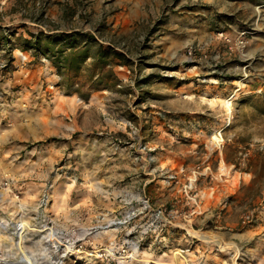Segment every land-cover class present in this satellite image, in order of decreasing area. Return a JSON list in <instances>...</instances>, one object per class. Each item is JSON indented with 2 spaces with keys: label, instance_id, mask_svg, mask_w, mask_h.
Returning a JSON list of instances; mask_svg holds the SVG:
<instances>
[{
  "label": "rangeland",
  "instance_id": "374dc122",
  "mask_svg": "<svg viewBox=\"0 0 264 264\" xmlns=\"http://www.w3.org/2000/svg\"><path fill=\"white\" fill-rule=\"evenodd\" d=\"M60 30L128 62L97 89L89 60L62 76L19 47ZM0 158L32 175L0 171V264H264V0H0ZM43 224L78 250L46 254Z\"/></svg>",
  "mask_w": 264,
  "mask_h": 264
},
{
  "label": "trees",
  "instance_id": "16d2710c",
  "mask_svg": "<svg viewBox=\"0 0 264 264\" xmlns=\"http://www.w3.org/2000/svg\"><path fill=\"white\" fill-rule=\"evenodd\" d=\"M5 40L8 41L7 38ZM20 41L19 47L22 51H29L34 57L42 56L47 59L62 76L70 72L71 74L80 72L81 65L89 60L91 67L89 78L96 76L92 88L97 89L99 85L104 84L103 79L109 77L105 75V69L115 58L124 59V63L128 62V59L113 46L99 42L93 34L85 31H37L35 34H29L28 39ZM66 85L70 90L71 84L66 82ZM89 94L87 92L79 96L86 99Z\"/></svg>",
  "mask_w": 264,
  "mask_h": 264
},
{
  "label": "built area",
  "instance_id": "2783aa9c",
  "mask_svg": "<svg viewBox=\"0 0 264 264\" xmlns=\"http://www.w3.org/2000/svg\"><path fill=\"white\" fill-rule=\"evenodd\" d=\"M144 204H146V211L150 210V205H149V200L146 198ZM127 216L124 217H114L110 220H107L102 223V226H100L103 229H113L117 233H126V231L131 230V229H137L136 225H132L131 222L134 217L138 216L141 214V211L137 210H131L128 212ZM146 222V220L144 221ZM28 226L23 222V221H18L15 223V231L18 234V238L23 236L25 228ZM43 230H47L46 235L43 236L42 239V248L46 254H54L59 258V256H66L67 253L70 251V249L75 248L76 244L73 242L76 237V229L75 228H56L53 229V226H48V224H43ZM67 237H72L71 240L69 241ZM121 244V243H120ZM118 244L117 246V251L116 255L110 254L113 257L111 258L112 260L120 261L121 263L123 262H129L133 260V254H134V247H125L124 244ZM78 250V249H76ZM101 251V250H96V252ZM71 252V251H70ZM108 251L103 250L100 252L99 256L101 257H108ZM49 255L48 259L52 260V257ZM24 256V254H23ZM29 257V256H28ZM30 258V257H29ZM31 260V259H30ZM54 261L52 260V263Z\"/></svg>",
  "mask_w": 264,
  "mask_h": 264
},
{
  "label": "bare ground",
  "instance_id": "6f19581e",
  "mask_svg": "<svg viewBox=\"0 0 264 264\" xmlns=\"http://www.w3.org/2000/svg\"><path fill=\"white\" fill-rule=\"evenodd\" d=\"M234 94H236V92H234ZM228 103V102H226ZM213 140H215L216 142H218L220 139H219V136L217 134H215L213 137H212ZM189 233L191 235H194L198 238H201L205 241H214L218 244V246L222 249H225L227 247H230V246H234V245H228V244H223L222 241H220L215 235H213L212 233H199V232H192V231H189ZM24 258L25 260H30V258L24 254ZM160 264H171V263H168V262H161ZM233 264H236L235 260L233 261Z\"/></svg>",
  "mask_w": 264,
  "mask_h": 264
},
{
  "label": "crops",
  "instance_id": "0c3cea01",
  "mask_svg": "<svg viewBox=\"0 0 264 264\" xmlns=\"http://www.w3.org/2000/svg\"><path fill=\"white\" fill-rule=\"evenodd\" d=\"M31 126H32V124H26V127L27 128H29L30 130H31ZM18 133V135L20 136L21 135V131H18L17 132ZM7 161V160H6ZM5 160L3 161V160H1V158H0V162H6ZM23 162V161H22ZM1 164V163H0ZM12 165V164H11ZM9 167V165L6 163L5 164V166L4 167H1L0 166V168H2V169H0V171H1V173H3V170L5 171V170H12V169H9L8 168ZM12 167H13V165H12ZM22 167V166H21ZM19 170V171H18ZM13 172H15V171H17L16 173H15V176H12L13 178L14 177H16V178H31V172H26V171H21V168L19 167V168H15V170H12ZM38 172V171H37ZM12 178V179H13ZM9 180V179H8ZM6 181H7V178H6ZM151 218V216L149 217V219Z\"/></svg>",
  "mask_w": 264,
  "mask_h": 264
}]
</instances>
